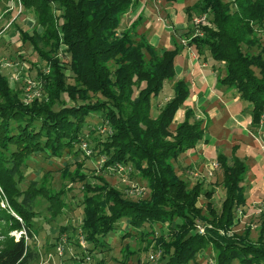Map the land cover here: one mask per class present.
Instances as JSON below:
<instances>
[{"label": "trees", "instance_id": "1", "mask_svg": "<svg viewBox=\"0 0 264 264\" xmlns=\"http://www.w3.org/2000/svg\"><path fill=\"white\" fill-rule=\"evenodd\" d=\"M20 2L33 11L41 27L31 33L16 31L31 42L48 69L47 75L39 69L37 75L49 102L25 105L20 92L11 89L0 74V192L23 224L5 210L0 209V217L14 219L13 228H23L30 240L23 235L7 239L0 250V264H29L38 256L31 242L41 207L46 205L53 215L64 213L69 182L81 183L80 229L91 243L90 251L101 252L102 239L117 229L122 238L139 237L144 242L155 232L154 226L167 222L168 233L148 242L161 249L162 264H198L197 254L208 244L217 250L214 264H264V217L256 241L250 240L248 232L227 238L217 230L228 229L238 208L245 206V162L232 156L228 165L225 155L217 157L225 189L219 211L210 200L213 188L204 189L202 181L190 185L174 166L204 134L202 121L191 109L174 123L190 93L186 81L175 79L177 48L158 50L145 37L136 38L132 28L121 27L120 19L132 0ZM207 11L211 26L194 25L188 45L224 64L221 83L251 104L252 123L257 126L264 114V42L256 33L264 31V0H197L187 10L189 19L191 12ZM165 80L173 81V95L155 112L153 100ZM93 96L97 98L91 101ZM93 115L108 129L103 137L95 136L93 127L85 132ZM87 136L94 140L91 156L105 158L98 169L108 171L116 164L129 167L127 177L135 175L149 189L144 198H126L104 176L88 175L82 162L73 159L41 176L24 174L34 162L31 156L46 162L77 156ZM53 172L61 177L59 187L52 186ZM46 175L49 179L43 180ZM201 196L207 213L197 205ZM197 220L214 225L199 233L194 226ZM68 229L75 235L76 227ZM98 264H104L103 260Z\"/></svg>", "mask_w": 264, "mask_h": 264}, {"label": "rangeland", "instance_id": "2", "mask_svg": "<svg viewBox=\"0 0 264 264\" xmlns=\"http://www.w3.org/2000/svg\"><path fill=\"white\" fill-rule=\"evenodd\" d=\"M13 1L14 4L11 5ZM16 2L15 0H0V74L5 76L11 89L20 92L21 99L25 105L35 101L43 102L45 104L49 102L47 99L48 96L42 90V83H40L38 79L39 76L37 75V72L39 69L43 72L41 74L47 75L48 69L43 67L40 63V57L34 51L31 42L28 40H22L19 33L16 31V28H18L31 33L34 29L41 31V27L37 24L33 11L25 9L22 6L21 12L19 13V6H17ZM5 7H11V9L7 10ZM209 15L210 13L208 11L201 13L194 12L193 14L191 12V17L188 19L190 29L185 33V38L181 40L183 46L187 45L185 43L193 35L190 34L189 31L194 25L196 26L194 23L195 19L205 17L204 21L206 22L198 26H211V23L208 20ZM156 18L158 19V16H156ZM256 33H258V36H260L264 42V31L258 30ZM40 49L42 50V48ZM157 49L160 50L159 48ZM62 62L65 64V61ZM65 74L69 75V71L66 70ZM68 81L70 83L72 82L70 79H68ZM171 84L172 82H170V80H165L161 92L155 100H153V109L155 112L157 111V108L162 106L170 97H172L173 89ZM95 98H97V96L91 97V101H94L93 99ZM263 119L264 114L260 117V125H264ZM89 121L91 122L90 126L86 128L85 132L93 127L95 130V136L100 134L99 136L103 137L102 135L108 131L107 128L103 127L105 125L100 126L102 120L99 116L93 115L89 118ZM174 123H177L176 120ZM173 125L171 126V129H173ZM87 137L88 138H84L83 141H81L80 149L82 152L79 151V154L75 157L56 158L46 162L40 157L37 159L36 157L31 156L30 159L34 162L29 164L27 169H25L24 174L27 178H33L38 174V176H41L44 174L43 171L55 170L56 166L62 167L65 161L73 159L82 162L84 171L88 175L92 176V174L98 173L104 176L108 183L122 191L126 198L130 200L144 198L149 192V189L146 185L140 184V181L136 180L135 175L129 178L127 177L128 173L122 176V174H117L111 170L102 171L98 169L102 166L99 163V157L91 156L95 153V150L92 151L94 140L91 136ZM87 140H90V142ZM228 151L229 150H227V153L229 154ZM188 162L189 158L182 153L173 163L178 173H180L182 178L188 180L190 185L194 184L196 181H202L204 189H209L210 187L213 188L214 192L210 200L216 210L219 211L225 191L220 183L222 177L221 169L219 164H217L216 168L208 167L212 162L218 163V160L213 158L211 160H206L202 165L199 163L195 167L191 166L186 169L184 167ZM231 164L232 161L229 160L228 165ZM75 167L72 165L71 170ZM208 172H211V175H208ZM52 174V186L59 187L61 182L60 175L58 172H53ZM247 174L248 173H246V176H248ZM133 177L134 179H132ZM249 178L252 179L253 177L249 175ZM44 179H49V175H46L43 180ZM64 180L68 181L67 179ZM41 183L43 182L41 181ZM247 185L248 184L245 183L244 186L246 187ZM68 186L71 187V190L66 191L64 196V200L68 202L67 206L64 207V213L53 215L46 205L41 207V213L38 215L33 228L34 235L33 241L31 242L32 245H35L38 256L31 260L29 264H98L101 259L104 264H120L119 260H123L124 264H162L161 249L152 247L153 243L148 242L152 241L153 238L160 236V234L168 233L170 228L168 227L167 222L163 224V227H159L158 225L154 226L155 232L149 234L144 242L141 241L139 237L122 238L121 234L123 233H120L121 231L117 229L102 239L105 247H103L101 252L97 253L90 251V248L92 247L91 243L88 242L80 229L82 206H79L78 200L82 196V193L79 190L81 183L69 182ZM136 187L144 188V191L139 196L133 192V189ZM0 198V209L5 210L23 224L21 217L13 211L6 196L1 192ZM205 201V198L201 196L196 202L198 206L202 205L204 209ZM245 206L246 207L243 205L238 208L234 223L228 229L217 228L219 234L227 238H233L236 237V235L244 236L243 234L248 232L247 234L250 240H257L258 235L260 234L261 222L264 217V197L248 196V198H246ZM259 208L261 209L260 212L258 211ZM204 210L207 213L206 209ZM13 223L14 219L0 217V250L9 238L16 239L23 235L24 238L30 242L28 239V232L23 228L14 229ZM121 225H123V222ZM213 225L201 220H197L196 223H194L197 230H199L200 227L203 229V232L198 231L199 233H204L206 227L211 228ZM72 226L77 228L75 235L71 233L70 229H68V227ZM73 236L74 238H72ZM216 253L217 250L215 246L208 244L197 254L196 261L198 264H214V256ZM152 255L154 257H151Z\"/></svg>", "mask_w": 264, "mask_h": 264}, {"label": "crops", "instance_id": "3", "mask_svg": "<svg viewBox=\"0 0 264 264\" xmlns=\"http://www.w3.org/2000/svg\"><path fill=\"white\" fill-rule=\"evenodd\" d=\"M196 1L132 0L120 24L123 29L132 28L136 38L143 36L160 50L174 47L178 50L174 59L175 79L186 81L190 93L174 121H182L185 111L191 109L204 126L203 138L183 153L189 158L184 168L217 160L220 154L226 156L228 164L236 156L248 167V176L243 181V185L248 184L244 186L245 197H264V125L255 126L251 104L221 83L225 74L222 62L214 61L207 51L198 54L194 46L188 45L189 40L187 45L181 44L190 29L187 10Z\"/></svg>", "mask_w": 264, "mask_h": 264}, {"label": "built area", "instance_id": "4", "mask_svg": "<svg viewBox=\"0 0 264 264\" xmlns=\"http://www.w3.org/2000/svg\"><path fill=\"white\" fill-rule=\"evenodd\" d=\"M17 6H19L18 7V12L20 13L21 12V9H22V5H21V2H20V0H17ZM9 9H11V7L10 8H7V10H9ZM205 17H202V18H199V19H195L194 20V23L196 24V26H198V25H201V24H203V23H205L206 21H204L205 19H204ZM201 22V23H200ZM198 33H199V31H198ZM185 43V42H184ZM186 44V43H185ZM39 92V91H38ZM37 92V93H38ZM39 94V93H38ZM83 145V144H82ZM105 161V158H104V156H101L100 157V160H99V163L100 164H102L103 162ZM217 164L218 163H216V162H212V163H210L209 165H208V167L209 168H216L217 167ZM109 170H111V171H114L115 173H117V174H122V176H124L125 174H127V173H129V171H130V168L129 167H126V166H124V165H122V164H116L115 166H111L110 168H108ZM208 175H211V172H208ZM144 191V188L143 187H136V188H134L133 189V192L136 194V195H141L142 194V192ZM132 192V191H131ZM258 211L260 212L261 211V209L259 208L258 209ZM199 232H203V229L200 227L199 228V230H198ZM151 257H154L153 255L151 256Z\"/></svg>", "mask_w": 264, "mask_h": 264}]
</instances>
